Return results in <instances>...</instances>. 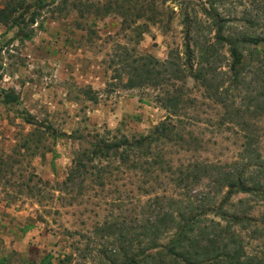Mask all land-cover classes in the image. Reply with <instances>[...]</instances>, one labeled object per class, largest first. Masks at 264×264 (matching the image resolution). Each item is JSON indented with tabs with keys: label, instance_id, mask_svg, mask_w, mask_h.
Here are the masks:
<instances>
[{
	"label": "rangeland",
	"instance_id": "374dc122",
	"mask_svg": "<svg viewBox=\"0 0 264 264\" xmlns=\"http://www.w3.org/2000/svg\"><path fill=\"white\" fill-rule=\"evenodd\" d=\"M6 2L11 0H0V7ZM202 4L56 0L26 27L32 30L30 39L17 36V27L0 25V82L21 97L19 104L0 102V264H125L135 229L159 213L168 210L177 217L179 210L187 214L224 202L225 176L192 173L188 168L199 161L219 165L213 168L217 172L247 170L252 182L264 184V62L254 65L259 60L254 54L236 90L227 75L226 45L217 47L211 73L212 86L227 90L226 97L209 98L192 78L175 87L186 103L176 131L179 144L165 148L169 162L156 165L154 172L116 162L112 175L105 173L104 186L94 178L64 184L75 152L90 148L85 140L146 135L172 121L160 87H124L127 74L120 61L127 48L161 60L171 50L183 56L188 32L200 44L214 42ZM220 10L232 21L227 35L264 37V0H226ZM185 12L194 22L190 30ZM28 114L36 123L26 120ZM49 126L72 137H55ZM183 173L188 178L182 179ZM224 208L258 224L264 218L260 195L235 194ZM217 212L202 216V223H224ZM256 228L236 226L247 253L263 258L264 236ZM175 231L161 240L167 242Z\"/></svg>",
	"mask_w": 264,
	"mask_h": 264
},
{
	"label": "trees",
	"instance_id": "16d2710c",
	"mask_svg": "<svg viewBox=\"0 0 264 264\" xmlns=\"http://www.w3.org/2000/svg\"><path fill=\"white\" fill-rule=\"evenodd\" d=\"M55 1L11 0V2H6L4 6L0 7V25H4L8 29L17 27V36L22 39H30L33 33L26 27L37 21L41 9ZM225 1L203 0L202 5L209 27L215 31L214 42L200 44V42H196L192 32H188L183 56L180 55V52L171 50L164 60L149 53L137 54L135 49H126L129 54L120 61L123 66V74H127L126 80L121 78V81H124V87H160L162 105L169 111L172 121L174 119L177 121H163L146 135L130 138L123 134L121 138L112 142L101 140L102 138L98 141L89 142L82 136L85 141H88L90 148L75 152L73 166L64 181L66 186L74 184L78 179L84 181L87 178H94L96 183L104 186L105 173L112 175L110 169L114 167L116 162L121 166L129 167L130 165L133 168L144 169L146 172L149 170L154 172L156 165H164L169 162L166 160L165 148L179 144V135L176 131L179 128L178 122H181L182 119L181 106L186 103L184 97L178 94L175 89L178 86L177 83L192 78L205 88L209 98H213V95H215L214 99L219 98V96L221 98L223 95L227 96L224 94L227 90L221 91V88L213 87L211 82V73L216 69L214 61L218 46L226 45L228 47L231 60L227 75L231 79V86L236 90L240 87V76L245 66L252 62L253 55H258L259 60L256 64H251L258 67L264 62V48H258L259 44L264 43L262 35L254 36L255 34L245 33L234 37L226 34L225 31L228 30L229 23L232 21L220 10V5L224 4ZM185 13L184 23L189 25L190 30V26L194 22L190 19V15ZM253 24L250 22L246 25L249 27ZM193 41L195 44H192ZM248 49L253 54L249 52L245 55L244 51ZM249 58H251L250 62L247 61ZM3 69L4 66L0 63V73ZM123 74L120 75L123 76ZM20 101L21 97L17 90L4 88L0 82V102L2 104L8 106L19 104ZM26 120L30 123H36L32 114H28ZM48 128L55 137H72L66 132L58 133L51 126ZM192 168L188 169L192 173L195 170L202 171L205 178L206 176L211 177L213 173L225 176L229 191L224 202H221L217 208L208 204L203 206L201 210L198 208L197 211L192 210L187 214L179 210L177 217L174 216L176 212L168 210L159 213L160 215L155 218V221H150V219V222L140 225V230L135 229V232L138 231L137 236H134L130 241L132 253L125 264H264V255L261 258L260 254L251 255L247 253L243 239L236 229L237 225L246 228L247 225L253 224L257 227L255 231L259 233V237H262L264 236V218L258 224V221L252 217L240 216L238 213L227 211L224 208L226 201L238 193L256 194L264 199V184L252 182V173L247 172V170L240 173L217 172L213 168L220 169L219 165L204 161L197 162L192 165ZM2 169L3 167L0 165V174L3 173ZM185 178L188 176L183 173L182 179ZM210 192L212 193V191H208V193ZM212 211H220L217 212V215L225 222L212 219L211 224L202 223L200 218ZM169 220L171 222H167ZM171 230L176 231L168 238L167 242H163L162 237L167 232L170 233Z\"/></svg>",
	"mask_w": 264,
	"mask_h": 264
}]
</instances>
